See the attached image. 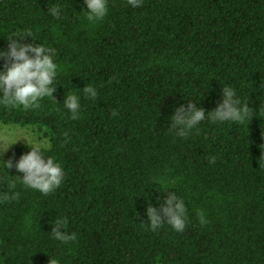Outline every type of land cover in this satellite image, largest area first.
I'll return each mask as SVG.
<instances>
[{"label":"trees","instance_id":"16d2710c","mask_svg":"<svg viewBox=\"0 0 264 264\" xmlns=\"http://www.w3.org/2000/svg\"><path fill=\"white\" fill-rule=\"evenodd\" d=\"M56 3L60 18L47 13ZM84 7L0 0V49L6 34L30 30L58 65L57 102L0 106V123L44 129L45 155L65 173L43 195L18 182L10 188V175L23 174L0 167V193L20 194L0 201V264H264V0H143L139 8L109 0L95 24ZM88 84L95 101L78 91ZM223 85L237 91L251 120L205 119L187 138L169 131L175 107L196 102L213 111ZM73 90L81 95L76 119L61 110ZM29 150L15 146L2 159L15 164ZM153 180L185 199L182 233L147 227V205L158 207L166 194ZM57 219L74 242L51 237Z\"/></svg>","mask_w":264,"mask_h":264},{"label":"clouds","instance_id":"9594fccd","mask_svg":"<svg viewBox=\"0 0 264 264\" xmlns=\"http://www.w3.org/2000/svg\"><path fill=\"white\" fill-rule=\"evenodd\" d=\"M83 2L85 7L80 12L90 24L102 21L108 14L109 0H83ZM127 4L132 8H139L143 6V0H127ZM62 11L63 6L60 3L51 5L47 9V13L53 18H60ZM29 37L32 38L30 30L12 31L6 34L7 50L0 49V60L5 62L3 70H0V106L8 109L16 107H22L24 110L34 109L39 107L40 100L45 97H50L57 102L53 97L57 87L54 84L58 71V65L55 62L56 53L54 49L46 47L41 42L35 43L37 40L33 38L32 43L21 42ZM78 91L85 100L95 101L98 96L97 89L90 84ZM221 91L222 99L213 111L206 113L205 109L198 107L196 102L175 107L174 114L168 118L169 131L177 137L187 138L190 131L205 119L213 123L235 122L238 124L252 119L249 107L242 103L233 87L223 85ZM80 100L81 95L77 94V90L67 92L61 110L66 109L71 117L76 119L81 109ZM15 131L14 125L3 126V133L7 137L14 135ZM21 138L27 142L30 150L22 154L15 164L11 159L8 161L0 159V167L7 172L15 167L17 172L23 174L22 178L10 175L14 179L9 187L14 189L18 182L24 188L39 191L43 195L54 192L60 187L65 173L58 161L52 156L45 155L50 148L47 138L33 136L29 139L25 135L16 138L14 142L9 139L6 146L0 138V157L11 144ZM215 160V156H210L208 162L214 164ZM153 182L160 185L162 192L166 194L157 197L158 207L147 205V227L156 232L166 223L173 231L182 233L189 221L185 199L174 190L164 187L163 182L155 180ZM19 195L17 191H12L10 194L2 192L0 201H15L19 199ZM196 216L201 226L207 223L203 210H198ZM50 235L61 243L74 242L77 238L75 232L66 230V222L62 219L52 223Z\"/></svg>","mask_w":264,"mask_h":264},{"label":"rangeland","instance_id":"374dc122","mask_svg":"<svg viewBox=\"0 0 264 264\" xmlns=\"http://www.w3.org/2000/svg\"><path fill=\"white\" fill-rule=\"evenodd\" d=\"M4 125H8V124L0 123V138H2V142H3L4 146L7 145L9 139H11L14 142V140L16 138H19L20 136H25V135L29 139H31V137L35 136V137H40V138H47L49 140V137L44 134V129H39L35 126L21 127V126L14 125L15 129H16L15 134L12 135L11 137H7L3 133V126ZM19 145H27V142L23 138L19 139L16 143L11 144L8 147L7 151L3 153L2 157H4L13 147L19 146ZM2 157H0V159H2Z\"/></svg>","mask_w":264,"mask_h":264}]
</instances>
